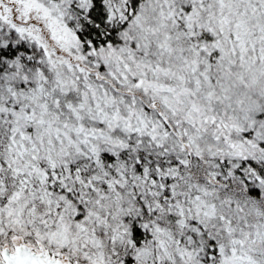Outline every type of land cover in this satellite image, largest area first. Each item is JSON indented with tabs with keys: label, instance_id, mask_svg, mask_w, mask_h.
I'll return each instance as SVG.
<instances>
[{
	"label": "snow or ice",
	"instance_id": "6c2138e0",
	"mask_svg": "<svg viewBox=\"0 0 264 264\" xmlns=\"http://www.w3.org/2000/svg\"><path fill=\"white\" fill-rule=\"evenodd\" d=\"M0 264H264V0H0Z\"/></svg>",
	"mask_w": 264,
	"mask_h": 264
}]
</instances>
